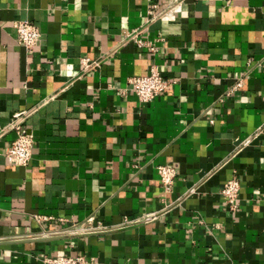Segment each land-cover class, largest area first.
<instances>
[{
	"label": "crops",
	"instance_id": "obj_1",
	"mask_svg": "<svg viewBox=\"0 0 264 264\" xmlns=\"http://www.w3.org/2000/svg\"><path fill=\"white\" fill-rule=\"evenodd\" d=\"M169 1L0 0V264H264V0H183L145 26L155 51L122 42ZM21 19L40 31L31 52ZM151 65L170 83L142 102L127 80ZM18 112L34 139L26 166L4 157ZM161 164L176 171L170 192ZM233 175L235 210L220 192ZM91 215L105 229L40 234Z\"/></svg>",
	"mask_w": 264,
	"mask_h": 264
},
{
	"label": "built area",
	"instance_id": "obj_2",
	"mask_svg": "<svg viewBox=\"0 0 264 264\" xmlns=\"http://www.w3.org/2000/svg\"><path fill=\"white\" fill-rule=\"evenodd\" d=\"M183 0H170L164 7H160L157 4H152L147 9V18L141 27L128 31L123 36L122 42L131 41L139 47H148L150 51H155L156 48L153 44L147 43L142 39V33L147 24L152 23L158 19L164 17H171L181 11V4ZM17 35V42L27 51L31 52L36 46L40 31L38 27L27 19L15 20L13 22ZM80 62L83 67H92L97 65V61H88L86 58H81ZM170 83L169 79L163 77L159 69L155 65H151L149 71L145 75L131 76L127 80L126 88L135 93L138 99L142 102H147L159 95ZM242 86L241 78L234 79L228 89L225 91V95H229L236 89ZM24 116L22 113H14L8 126L15 132V138L11 141L10 145L4 150V157L6 161L14 166H26L28 165L32 149L34 146L33 135L28 131L27 127L23 123ZM258 133V130L255 134ZM249 139H251L249 137ZM244 141V143L249 142ZM243 143V144H244ZM157 173L159 175L160 182L165 192H170L176 175L175 168L171 165L161 164L157 166ZM239 190L240 180L237 176L233 175L227 179L220 192L225 198V202L228 207L235 210L239 203ZM168 204L164 205L159 213H163L167 210ZM157 212L144 213L133 219L125 218L123 225L145 222L156 216ZM94 217L89 216L87 219L80 222H73L69 225L61 227L57 230L41 231L42 236L50 235V233L65 234V235H83L87 233H94L102 231L103 226L93 225ZM44 264H90V259H87L83 255H45L42 258Z\"/></svg>",
	"mask_w": 264,
	"mask_h": 264
}]
</instances>
